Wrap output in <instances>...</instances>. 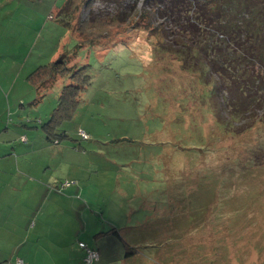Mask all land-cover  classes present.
I'll return each instance as SVG.
<instances>
[{
	"label": "rangeland",
	"instance_id": "374dc122",
	"mask_svg": "<svg viewBox=\"0 0 264 264\" xmlns=\"http://www.w3.org/2000/svg\"><path fill=\"white\" fill-rule=\"evenodd\" d=\"M66 1L0 2L3 81L57 60L58 46L92 74L75 117L61 125L68 137L60 138L58 154L50 153L58 163L49 164L54 184L74 178L85 185L76 195L82 205L75 202L62 226L72 239L66 255L41 264L77 262L84 252L79 237L96 246V232L112 227L124 239L103 238L107 250L129 252L130 264H264V65L251 63L259 80L245 93L215 75L214 103L211 83L184 68L174 52L177 36L161 29L169 19L151 2L94 0L88 9L73 0L71 30L57 12ZM143 11L154 29L127 19ZM92 15L118 34L82 45L74 28ZM163 44L171 48L163 51ZM59 89L51 87L34 108L38 115L23 125L33 129L42 114L46 120ZM80 128L90 138H81ZM36 134V145L46 142L41 126ZM23 137L16 141L26 144ZM116 263L124 264L119 257Z\"/></svg>",
	"mask_w": 264,
	"mask_h": 264
},
{
	"label": "trees",
	"instance_id": "16d2710c",
	"mask_svg": "<svg viewBox=\"0 0 264 264\" xmlns=\"http://www.w3.org/2000/svg\"><path fill=\"white\" fill-rule=\"evenodd\" d=\"M82 1L83 6L89 9L94 0ZM148 1L153 4L157 13L169 19L168 25H163L161 29L166 30L170 27L169 30L177 36V46L171 44L175 46V54L182 59L186 70L200 72L206 78L205 82L211 83L210 95L212 98L217 89L216 82L211 80L215 75H219V79L222 80L220 82L225 85L235 84L237 88H242L243 93L249 91L259 80V70H256L255 73L251 63L264 65V0ZM72 4L73 0H67L62 7L57 8L60 21L71 30L70 17L72 15L68 8ZM131 11L132 8L128 13ZM136 14L137 12L127 14V19L132 22V27L144 26L154 29L155 26L149 22L147 11H143V14L140 15ZM74 30L80 36L76 39L82 45H95V40L110 36L114 38L115 34H118L111 31L98 15L88 16L85 19L79 18ZM81 36H83L82 40ZM160 47L163 51H168L167 48H171L165 44ZM61 50L59 56H64L62 59L58 61L59 57L57 60L40 64L27 76V80L37 92L36 101L44 99L46 92L51 87L60 85L55 107L45 121H40L46 138L56 143L61 141V137H68V132L61 130V125L75 117L83 93L92 80L89 64L78 65L77 61L71 59V54L65 51L64 47L63 49L61 47ZM219 114H216L218 119ZM234 117L236 118V116ZM10 119L9 115L8 121ZM221 122L223 125L227 124L226 121L221 120ZM82 131L87 134V137L83 136ZM78 133L83 139L90 138V134L84 128H80ZM23 139L27 141V136L24 135ZM72 182L73 180H64L59 184V187L70 185ZM119 231L118 227L99 230L96 232V237L107 233L119 235ZM120 237L124 239L123 236ZM81 243L97 250L99 258L92 262L86 261V248L81 246ZM125 243L127 244V242ZM79 245L84 249L86 264L99 263L101 253L96 246L80 237ZM18 259L22 258L18 257L12 264H15ZM22 260L25 264L24 259Z\"/></svg>",
	"mask_w": 264,
	"mask_h": 264
},
{
	"label": "crops",
	"instance_id": "0c3cea01",
	"mask_svg": "<svg viewBox=\"0 0 264 264\" xmlns=\"http://www.w3.org/2000/svg\"><path fill=\"white\" fill-rule=\"evenodd\" d=\"M60 49L58 46L53 55ZM7 88L10 94H3L2 90ZM37 96L26 77L17 78L15 82H5L0 78V264H12L18 257L24 259L25 264H41L42 260L55 255H66L64 246L71 243V237L70 233L69 236L64 233L62 226L68 223L67 212L75 211V202L82 205L76 195L84 192V184H78L71 178L72 184L59 187L50 175V165L58 163L51 159L50 153H59L58 142L47 139L36 145V133L40 129L38 124L45 120L43 114L37 117L39 122L34 124L33 129L28 124L23 125L29 123L30 116L38 115L35 110H39L38 106L44 99L36 101ZM27 101L31 108L25 106ZM22 135L27 136L26 144L16 141ZM52 149L55 152H50ZM52 166L56 168V165ZM87 210L85 206L83 213ZM97 228V224L94 225V230ZM110 234L95 237L94 244L101 253L98 264H114L116 257L124 264H130L128 258L133 255L130 257L129 252L123 254L120 250L116 254L107 250L109 247H106L103 238ZM84 253L73 264H86Z\"/></svg>",
	"mask_w": 264,
	"mask_h": 264
},
{
	"label": "built area",
	"instance_id": "2783aa9c",
	"mask_svg": "<svg viewBox=\"0 0 264 264\" xmlns=\"http://www.w3.org/2000/svg\"><path fill=\"white\" fill-rule=\"evenodd\" d=\"M82 134L84 137H87V134L84 131H82ZM81 246L86 248V261L92 262L93 260L99 258V253L97 250L86 247L84 243H81ZM23 263L24 262L22 259H18L15 264H23Z\"/></svg>",
	"mask_w": 264,
	"mask_h": 264
},
{
	"label": "water",
	"instance_id": "95a60500",
	"mask_svg": "<svg viewBox=\"0 0 264 264\" xmlns=\"http://www.w3.org/2000/svg\"><path fill=\"white\" fill-rule=\"evenodd\" d=\"M64 56H61L59 59H58V61L60 60V59H62Z\"/></svg>",
	"mask_w": 264,
	"mask_h": 264
}]
</instances>
